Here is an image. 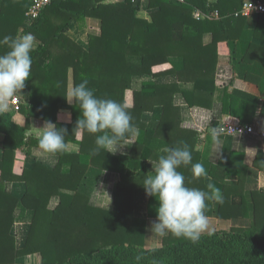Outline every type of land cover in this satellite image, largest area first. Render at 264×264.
Masks as SVG:
<instances>
[{
  "label": "trees",
  "instance_id": "1",
  "mask_svg": "<svg viewBox=\"0 0 264 264\" xmlns=\"http://www.w3.org/2000/svg\"><path fill=\"white\" fill-rule=\"evenodd\" d=\"M140 2L52 0L40 17L28 24L31 0H1L0 39L17 36L23 28V33H32L42 43L31 52V77L18 95L26 124H18L10 112L0 110V131L5 135L0 160V264H13L20 256L36 252L38 244L42 264H264V193L255 190L251 192V226L206 232L196 243L169 233L161 246L145 247L147 218L156 217L158 207L156 198L150 196L146 216L134 211L135 191L143 187V177L151 172L146 161H158L163 147L183 141L191 147L193 163H201L199 132L182 127L181 107L174 97L182 92L191 106H212V101L206 99L217 87L213 82L217 47L230 39L228 25L243 18L236 12L244 0H151L150 6L159 7L151 20L137 14ZM195 7L204 12L218 10L221 18L196 19ZM227 13L230 17L223 18ZM87 16L102 22L101 33L89 35L88 50L67 34L72 20L81 21ZM207 32H213L211 44L203 43ZM7 50L0 46V54ZM144 74L154 78L176 74L180 81L193 82L194 89L187 91L179 83L154 80L144 81L136 89L134 77ZM85 78L96 96L114 99L132 113L139 135L130 154L103 150L93 154L97 134L73 131L81 110L75 101L70 103L66 98L70 81L74 87ZM155 110L161 113L160 121L151 128L143 114ZM33 118L66 128V142L78 144L80 150L55 153L59 160L54 169L38 162L16 174L18 150L26 147L31 152L39 147V137L27 136ZM237 156L240 168L236 183L222 182L221 176L211 181L223 194L219 218L250 216L244 193L247 167L243 155L231 154L230 159L213 165L210 175L217 177L222 167L232 173ZM90 167L118 174L113 209L92 206L89 195L80 189ZM179 171L188 187L207 190L205 176L195 177L191 165ZM16 180L27 184V193L21 199L5 190L6 182ZM234 194H241V203L232 202ZM55 195L60 197L57 203L52 202ZM20 205L34 210L29 239L22 249L16 247L12 235L15 211Z\"/></svg>",
  "mask_w": 264,
  "mask_h": 264
},
{
  "label": "crops",
  "instance_id": "2",
  "mask_svg": "<svg viewBox=\"0 0 264 264\" xmlns=\"http://www.w3.org/2000/svg\"><path fill=\"white\" fill-rule=\"evenodd\" d=\"M151 0H141L140 8L137 14L145 19L151 20L152 13L157 11L159 7L150 6ZM216 1V0H214ZM248 0H244V3ZM109 2V1H108ZM264 2V1H263ZM243 3V4H244ZM1 5V0H0ZM159 6V5H157ZM75 13L74 11H71ZM216 12H218L216 14ZM230 14H225L223 18H228ZM193 16L196 19L205 18H221L219 11L204 12L202 9L195 7ZM243 17L237 23L228 25L230 29L228 40L221 41L217 47L218 59L217 66L213 71V82L217 84L214 94L207 102L212 101V106L193 105L191 106L182 92L174 97L176 105L181 107L182 127L193 129L199 132V140L197 149L201 152V163L208 172L205 180L208 183L222 177V182L236 183L238 175L236 174L240 168V160L237 156L235 162L232 163V173H228L227 169L222 167L217 177L210 175L213 165L219 164L220 161L230 159L231 154L241 153L243 161L246 164L244 193L250 205V216L219 218L218 210L220 203L213 200L208 201L207 217L209 219V227L207 232L220 229H229L231 227H249L254 223L253 217V199L252 191L264 193V142L257 133H228L222 132L218 137L219 145L217 146L207 129L208 127H220L227 122H240L244 125H253L257 130L264 127V13H252ZM28 24L32 21L26 20ZM102 29V22L99 18L87 16L84 20H72L70 28L67 32L68 36L81 45L84 49H89V35H99ZM23 34V28L20 30ZM214 39L213 32H207L203 36L204 44H211ZM37 46L39 48L41 41L36 37ZM161 68V67H160ZM154 80L157 83H179L182 89L192 91L194 89L193 82H183L179 80L178 75L170 74L154 78L150 74L135 76L133 85L136 89L142 86L144 81ZM73 88L70 81L69 93ZM12 99L7 101V107L4 111L12 114L13 120L24 126L26 117L20 110H15ZM73 102V101H72ZM160 110V109H159ZM148 111L143 114V120L149 127L155 128L159 124L160 111ZM46 121L33 118L31 127L27 131V136L39 137L37 128L44 125ZM138 136L131 137L127 146L115 154H130ZM5 135L0 131V160L4 153ZM68 152H78L80 146L76 143H68ZM201 145L204 146L201 150ZM166 147L160 151L162 155H167ZM236 158V157H235ZM58 156L51 153H43L39 147H34L31 152L24 147L18 150L15 157L14 172L21 174L25 168L32 167L35 163H42L47 167L54 169L58 163ZM147 167L154 172L157 166L156 159L146 161ZM119 176L115 172L101 170L96 167H90L88 174L82 182L80 189L89 195L90 204L92 206L113 209L115 203V192L117 190V181ZM5 190L11 195L23 198L27 193V184L25 181L16 180L8 181L5 184ZM70 193L68 190H62ZM59 196H54L52 202L57 203ZM150 196H147L143 187L135 191L134 211L138 216H146L148 211V202ZM243 200L241 194H234L232 202L239 204ZM15 223L12 227V235L15 237L16 247L22 249L26 246L32 222L34 218V210L18 206L15 211ZM156 217H148L146 225L145 247H159L163 243V238L168 235L156 233L151 224ZM38 245H35L36 252L26 254L17 258L13 264H42L43 256L38 252Z\"/></svg>",
  "mask_w": 264,
  "mask_h": 264
},
{
  "label": "clouds",
  "instance_id": "3",
  "mask_svg": "<svg viewBox=\"0 0 264 264\" xmlns=\"http://www.w3.org/2000/svg\"><path fill=\"white\" fill-rule=\"evenodd\" d=\"M0 46L8 49L0 54V110H3L9 99L21 96L25 82L31 77V52L36 48L37 40L30 32L17 36L5 35L0 39ZM88 85V79H83L66 98L70 103L75 101L81 110L73 131L97 134L93 154L102 150L115 154L127 146L131 137L139 135V129L133 123L134 117L126 105L111 98L96 96L95 90ZM37 130L38 146L43 153L55 154L68 150L66 128L57 127L49 120ZM207 131L218 146V137L223 129L208 127ZM203 148L201 145V150ZM166 152L167 155L159 157L154 172L144 176L141 183L146 195L158 201L156 220L151 228L158 234L168 232L196 243L209 227L207 201L223 203V194L212 183L206 186L207 190L186 185L184 174L179 171L182 166L191 165L195 177L208 175L202 163H193L192 150L187 143L180 141L176 146L167 148ZM136 259L139 261L141 257L138 255Z\"/></svg>",
  "mask_w": 264,
  "mask_h": 264
},
{
  "label": "built area",
  "instance_id": "4",
  "mask_svg": "<svg viewBox=\"0 0 264 264\" xmlns=\"http://www.w3.org/2000/svg\"><path fill=\"white\" fill-rule=\"evenodd\" d=\"M52 0H31V5L27 11V19L34 22L43 13L45 8L51 3ZM218 12H216L217 14ZM252 13H264V2L261 0H248L246 1L241 10L236 12V15L249 16ZM15 110H19L21 100L19 96L12 99ZM219 128L223 129L222 132L228 133H257L264 142V127L257 130L253 125H244L240 122H227L222 124Z\"/></svg>",
  "mask_w": 264,
  "mask_h": 264
}]
</instances>
